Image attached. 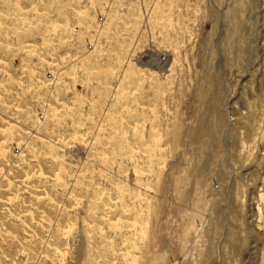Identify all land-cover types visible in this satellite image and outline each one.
Listing matches in <instances>:
<instances>
[{
  "label": "rangeland",
  "instance_id": "374dc122",
  "mask_svg": "<svg viewBox=\"0 0 264 264\" xmlns=\"http://www.w3.org/2000/svg\"><path fill=\"white\" fill-rule=\"evenodd\" d=\"M0 264H264V0H0Z\"/></svg>",
  "mask_w": 264,
  "mask_h": 264
}]
</instances>
